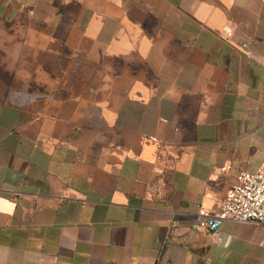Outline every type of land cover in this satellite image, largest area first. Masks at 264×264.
<instances>
[{
	"label": "crops",
	"instance_id": "0c3cea01",
	"mask_svg": "<svg viewBox=\"0 0 264 264\" xmlns=\"http://www.w3.org/2000/svg\"><path fill=\"white\" fill-rule=\"evenodd\" d=\"M259 165L264 0H0V264H264Z\"/></svg>",
	"mask_w": 264,
	"mask_h": 264
},
{
	"label": "built area",
	"instance_id": "2783aa9c",
	"mask_svg": "<svg viewBox=\"0 0 264 264\" xmlns=\"http://www.w3.org/2000/svg\"><path fill=\"white\" fill-rule=\"evenodd\" d=\"M230 27L225 25L221 36L225 37ZM225 220L239 222L264 221V165L252 171H240L236 182L229 186L213 211L199 208L194 215L191 229H205L215 232ZM175 221L171 222L173 227Z\"/></svg>",
	"mask_w": 264,
	"mask_h": 264
}]
</instances>
